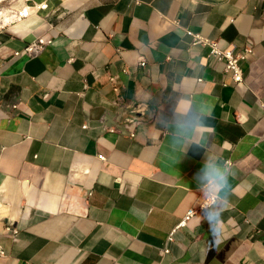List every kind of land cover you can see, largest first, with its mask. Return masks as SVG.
I'll use <instances>...</instances> for the list:
<instances>
[{"label":"crops","instance_id":"0c3cea01","mask_svg":"<svg viewBox=\"0 0 264 264\" xmlns=\"http://www.w3.org/2000/svg\"><path fill=\"white\" fill-rule=\"evenodd\" d=\"M29 2L46 7L0 27V264H264V0ZM195 36L251 47L243 83ZM133 102L135 136L107 132ZM198 113L210 126L177 140ZM217 153L234 172L221 243L199 215L168 240Z\"/></svg>","mask_w":264,"mask_h":264},{"label":"built area","instance_id":"2783aa9c","mask_svg":"<svg viewBox=\"0 0 264 264\" xmlns=\"http://www.w3.org/2000/svg\"><path fill=\"white\" fill-rule=\"evenodd\" d=\"M29 1L30 0H0V27L8 23H20L30 17L34 11L42 10L46 7L45 3H30ZM194 40L196 43L207 45L209 47V57L213 61L223 64L224 71L231 75L233 82L236 84L243 83L244 71L242 63L247 61L252 55L251 47L247 46L239 51L233 46L223 48L219 46L216 40H207L200 36H195ZM49 44H51L50 38L40 37L36 41L26 45L21 50V53L33 54ZM139 65H145L143 58H140ZM109 84L111 90L117 95L114 103L120 104L118 96L119 86L116 82L115 76H111L109 78ZM121 107L122 111L120 118L115 120L113 124L105 126V129L109 133H122L128 138H133L136 134L137 127L144 122L148 106L142 102H133L121 104ZM261 107L264 111V103L261 104ZM227 162L229 165L231 164L229 161ZM205 199L206 197L200 189V194L196 202L186 212L184 218L179 222V224L170 232L168 240L172 239V235L177 228L185 225L186 220L195 215L202 214V207ZM4 230L11 236H15L18 233L12 223H8ZM0 255H3L1 248Z\"/></svg>","mask_w":264,"mask_h":264},{"label":"clouds","instance_id":"9594fccd","mask_svg":"<svg viewBox=\"0 0 264 264\" xmlns=\"http://www.w3.org/2000/svg\"><path fill=\"white\" fill-rule=\"evenodd\" d=\"M198 124L201 127L210 126L204 124L202 113L191 117L178 118L176 139L182 138L184 134L190 132ZM233 175V169L229 166L227 160L218 153L206 155L202 166L195 174L197 184L206 197L202 207L203 212L199 216L201 220L207 221L211 241L215 244L221 243L223 239L224 222L222 213L230 203V178Z\"/></svg>","mask_w":264,"mask_h":264},{"label":"bare ground","instance_id":"6f19581e","mask_svg":"<svg viewBox=\"0 0 264 264\" xmlns=\"http://www.w3.org/2000/svg\"><path fill=\"white\" fill-rule=\"evenodd\" d=\"M3 213V212H2ZM3 217H5V216H3Z\"/></svg>","mask_w":264,"mask_h":264}]
</instances>
